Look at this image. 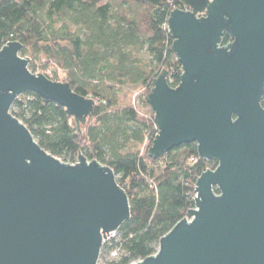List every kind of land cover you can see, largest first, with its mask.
<instances>
[{
	"label": "water",
	"instance_id": "obj_1",
	"mask_svg": "<svg viewBox=\"0 0 264 264\" xmlns=\"http://www.w3.org/2000/svg\"><path fill=\"white\" fill-rule=\"evenodd\" d=\"M183 2L166 21L179 83L163 70L145 98L157 129L148 157L195 144L217 165L198 177L194 207L155 254L132 264H264V0ZM21 50L0 49V264H98L103 240L130 218L125 191L107 166L46 152L10 113L33 93L79 128L95 101L31 73Z\"/></svg>",
	"mask_w": 264,
	"mask_h": 264
},
{
	"label": "trees",
	"instance_id": "obj_2",
	"mask_svg": "<svg viewBox=\"0 0 264 264\" xmlns=\"http://www.w3.org/2000/svg\"><path fill=\"white\" fill-rule=\"evenodd\" d=\"M175 9H186L183 0H0V49L20 43L31 73L43 62L41 72L53 68L48 79L95 101L79 128L64 108L33 93L18 97L10 113L62 162L75 164L81 154L113 171L130 218L102 247L99 259L121 251L105 264L155 254L159 239L194 207L198 177L217 165L199 159L195 144L148 157L157 129L145 98L161 71L171 87L181 75L166 29ZM229 42L223 36L222 44ZM138 90L141 111L130 104Z\"/></svg>",
	"mask_w": 264,
	"mask_h": 264
},
{
	"label": "built area",
	"instance_id": "obj_3",
	"mask_svg": "<svg viewBox=\"0 0 264 264\" xmlns=\"http://www.w3.org/2000/svg\"><path fill=\"white\" fill-rule=\"evenodd\" d=\"M186 10V9H185ZM52 71H53V68H50V69H47V70H45V71H43V72H41V71H37L36 73H34V74H43V75H45L47 78L49 77V76H51V73H52ZM135 102H133V105H135L134 104ZM116 235H117V232L116 233H111V234H109L108 236H106V238L103 240V245H102V247L105 245V244H107L111 239H113V238H115L116 237ZM102 249V248H101ZM120 249H114V250H111L108 254H107V258L109 259V260H115V259H117L118 258V256L120 255ZM100 254H101V252H100ZM135 263V262H134ZM132 264V263H131Z\"/></svg>",
	"mask_w": 264,
	"mask_h": 264
},
{
	"label": "rangeland",
	"instance_id": "obj_4",
	"mask_svg": "<svg viewBox=\"0 0 264 264\" xmlns=\"http://www.w3.org/2000/svg\"><path fill=\"white\" fill-rule=\"evenodd\" d=\"M142 54H143V53H142ZM143 55L146 56L145 53H144ZM30 63H31V61H30ZM30 63H29L28 66H30ZM32 65H33V64H32ZM34 65H35V69H36L37 71H40V70H41V66L43 65V62H39V61H37ZM34 65H33V66H34ZM139 95H140V91H139V90L136 91V92H134L133 95H132V97H131V99H130V104H131L132 106H136L137 109L141 111L140 106H139V104H138V98H139ZM133 102H135V103H134L135 105H133ZM143 110H144V109H143ZM143 149H144V147H143ZM143 149H142V150H143ZM107 260H108V258H107L106 256H105L104 258L101 257V259L98 260V264H105V262H107Z\"/></svg>",
	"mask_w": 264,
	"mask_h": 264
}]
</instances>
